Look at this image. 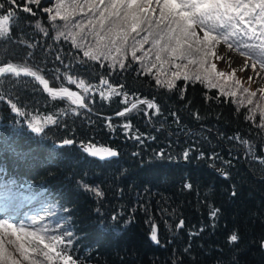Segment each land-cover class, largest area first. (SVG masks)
I'll list each match as a JSON object with an SVG mask.
<instances>
[{"label":"trees","instance_id":"16d2710c","mask_svg":"<svg viewBox=\"0 0 264 264\" xmlns=\"http://www.w3.org/2000/svg\"><path fill=\"white\" fill-rule=\"evenodd\" d=\"M0 2V16H9L0 67H28L52 90L76 92L89 109L74 98H53L35 77L0 76V220L29 231L43 227L46 238L61 236L57 250L76 264H264L263 94L244 92L232 76L214 74L216 87L177 79L155 52L134 60L129 49L124 68L114 51L115 60H90L71 37L57 39L52 24L63 21L50 19L55 0ZM256 72L264 81L258 65ZM69 79L84 81L88 91ZM140 100L155 107L142 103L118 115ZM66 139L73 143L59 147ZM86 144L118 157H88L79 148ZM14 240L0 230L7 254L0 264H10L9 257L59 264L55 252L46 261L28 243L24 260Z\"/></svg>","mask_w":264,"mask_h":264},{"label":"snow or ice","instance_id":"6c2138e0","mask_svg":"<svg viewBox=\"0 0 264 264\" xmlns=\"http://www.w3.org/2000/svg\"><path fill=\"white\" fill-rule=\"evenodd\" d=\"M28 3L40 6L41 0H28ZM49 3H52V0H49ZM3 6L0 2V8ZM23 11L30 12L31 9L25 6ZM44 11L52 13L53 9L45 7ZM76 15H79L80 19L74 21ZM57 18L63 21L61 25L52 24V27L57 29V39L71 37L72 44L81 48L84 56L90 60L99 61L101 57L104 60H115L116 57L112 56L114 51L121 58L120 68L125 67L122 60L129 49L134 60H144L149 56V52H155V60L161 66L170 64L177 70L172 73L175 78L182 76L186 80L195 79L202 83L208 81L211 87H216L217 84L213 82L214 74L221 77L225 74L216 73V65L211 63V58H222L223 49L218 52L216 48L223 43L229 50H236L250 60L253 71L257 70L258 65L260 72H264V0H72L71 3L55 0V15H51L50 19L55 22ZM8 21V15L0 16V37L6 35ZM36 27L41 28L39 23ZM74 29L79 31H73ZM77 37L80 43L77 42ZM89 37L92 38L91 41ZM129 37L132 40L130 45ZM149 42L151 47L143 50L144 44ZM137 51H143V56L138 58ZM177 61H187V64ZM189 65H196L197 70L189 73ZM109 67L112 65L109 64ZM151 67H156V64H151ZM2 73H14L16 76L23 73L25 76L35 77L43 84L45 90H49L47 82L28 67H0V74ZM257 74L259 75V72ZM158 75L159 73L156 82L160 84ZM251 79L252 77H249V80ZM69 83H76L85 92L88 91L84 81L69 79ZM101 83L108 82L102 80ZM239 83L236 81L237 85ZM108 86L111 88V85ZM62 91L67 93L69 98L74 96L67 89ZM112 91L115 92V89ZM243 91L247 92L248 89ZM260 91L264 92V89ZM223 94L234 96L235 92ZM51 95L55 98L58 93L52 92ZM251 96H256V93H251ZM72 102H79L81 107L84 106L80 97H76ZM140 103L147 104L148 108L155 107V104L146 100ZM248 103L251 104L252 101L249 100ZM12 107L16 109L17 106L13 104ZM135 107L136 104H133L132 108ZM118 115L123 116L124 112ZM261 115L264 117V112ZM33 131L39 133L42 128L33 126ZM72 143L71 139L64 140L65 145ZM85 151H90L93 156L97 155V151ZM100 151L108 156L117 155L107 149ZM212 215L215 216V212ZM37 223L35 219L32 220V225ZM2 229H7L9 235L16 237L17 250L26 261L30 255L25 247V243H28L35 245L33 251L38 254L42 252L46 261H52V253L55 252L59 264H76L71 255H64L63 250H57L58 245L64 244L61 236L46 238V229L43 227L29 231L25 225L17 228L7 220H0V230ZM151 239H157L155 230ZM230 239L236 241L237 237L232 235ZM40 245H43V248H40ZM6 255L0 241V260H4ZM8 259L10 264H19L15 259ZM29 264H37V261L31 260Z\"/></svg>","mask_w":264,"mask_h":264},{"label":"rangeland","instance_id":"374dc122","mask_svg":"<svg viewBox=\"0 0 264 264\" xmlns=\"http://www.w3.org/2000/svg\"><path fill=\"white\" fill-rule=\"evenodd\" d=\"M226 47L227 46L223 43L217 45L216 51L219 52L223 49V53L221 59L213 57V64L216 65V70L223 72L225 77H234L236 81H239L240 84L249 91L264 95V92L260 91L261 89H264V81L261 80V78L258 77L257 72L253 71L252 67H250L251 61L247 60L244 56H241L238 51L229 50ZM249 77H252V79L249 80ZM67 91L74 94L72 98L75 99L76 97H79L76 92L74 93L72 90ZM77 104H79V102ZM15 241L16 240H14V242Z\"/></svg>","mask_w":264,"mask_h":264},{"label":"water","instance_id":"95a60500","mask_svg":"<svg viewBox=\"0 0 264 264\" xmlns=\"http://www.w3.org/2000/svg\"><path fill=\"white\" fill-rule=\"evenodd\" d=\"M8 67V66H7ZM6 73H2V74H0V76H2V75H5ZM14 74V73H13ZM21 75L22 76H25L23 73H21ZM43 80H45V79H43ZM46 81V80H45ZM47 82V81H46ZM47 84H48V82H47ZM43 85V84H42ZM44 87V86H43ZM48 89L49 90H47V92L49 93V94H51L52 92H56V93H58V95L56 96V97H68V95H67V93H65V92H63V91H56V90H52L50 87H49V84H48ZM75 93V92H74ZM81 100V99H80ZM82 101V100H81ZM140 101H142V100H140ZM140 101H137V102H135V103H133V104H136V105H139V104H142V103H140ZM83 103V102H82ZM75 105H79L80 106V103L79 104H77V103H74ZM132 104V105H133ZM84 105V104H83ZM132 105H130V107L128 108V109H126V110H123V111H121V112H126V111H128L130 108H132ZM147 105V104H146ZM83 108H85L87 111L89 110L85 105L83 106ZM150 108H148V106H147V110H149ZM120 113V112H119ZM71 145V144H70ZM58 146L60 147V146H69V145H65L64 144V142H62V143H60V144H58ZM79 148L80 149H82L83 150V152L88 156V157H91V158H94V159H96V160H100V161H108V160H112V159H116L117 157H118V153L115 151V150H113V149H110V148H108V147H99V146H93V145H91V144H86V145H79ZM85 149H91V150H94V151H97V155L96 156H93L92 154H91V152L90 151H85ZM103 149H107V150H109V151H113V152H115V153H117V155L116 156H108L106 153H104V152H102V151H100V150H103ZM181 226V225H180Z\"/></svg>","mask_w":264,"mask_h":264},{"label":"bare ground","instance_id":"6f19581e","mask_svg":"<svg viewBox=\"0 0 264 264\" xmlns=\"http://www.w3.org/2000/svg\"><path fill=\"white\" fill-rule=\"evenodd\" d=\"M227 48V47H226ZM228 49V48H227Z\"/></svg>","mask_w":264,"mask_h":264}]
</instances>
